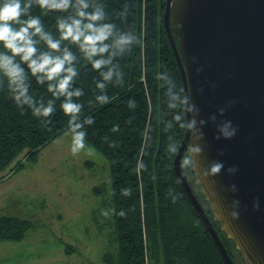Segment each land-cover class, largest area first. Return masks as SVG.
Segmentation results:
<instances>
[{"label":"trees","instance_id":"16d2710c","mask_svg":"<svg viewBox=\"0 0 264 264\" xmlns=\"http://www.w3.org/2000/svg\"><path fill=\"white\" fill-rule=\"evenodd\" d=\"M164 4L165 0H105L108 18L118 28L136 31L144 41L143 48L116 59L124 76L120 84L113 81L107 86L105 94L110 97L107 104L100 106L95 102L99 94L95 89L98 73L82 60L78 64L80 76L74 87L84 91L79 99L83 104L81 119L93 121L86 126V143L109 164L112 232L108 239L113 252L104 253V264H224L173 170L174 156L186 127L180 128L172 121L175 110L167 108L164 91L156 79L158 72L170 70L183 88L163 27ZM125 7L128 15L120 19L118 13ZM32 12L41 15L42 10L34 7ZM56 15L60 13H48L41 18L45 28L58 37ZM72 51L79 61L75 46ZM31 83L34 95L50 98L34 78ZM129 101L134 102V107H129ZM55 103L57 111L48 123L41 122L28 110L21 113L0 78V170L22 153L27 159H34L41 148L67 131L68 117L60 109L61 100ZM168 122H172V127L162 132ZM113 127L119 130L114 132ZM169 143L174 145L173 150L168 149ZM188 152L186 148L182 158ZM138 161L145 165L139 172ZM124 189H128V196L123 195ZM103 191V185L93 188L95 196ZM172 196L176 197L175 203ZM120 212L124 215H119ZM205 213L230 255L226 234L213 220L210 210ZM30 227L29 220L0 217V242H19Z\"/></svg>","mask_w":264,"mask_h":264},{"label":"water","instance_id":"95a60500","mask_svg":"<svg viewBox=\"0 0 264 264\" xmlns=\"http://www.w3.org/2000/svg\"><path fill=\"white\" fill-rule=\"evenodd\" d=\"M163 18L194 108L185 112L192 127L174 156L176 180L223 263L234 264L182 169L185 149L189 157L199 146L191 170L213 220L246 264H264V0H165ZM227 121L237 130L230 139L219 130ZM215 163L223 167L211 174Z\"/></svg>","mask_w":264,"mask_h":264},{"label":"clouds","instance_id":"9594fccd","mask_svg":"<svg viewBox=\"0 0 264 264\" xmlns=\"http://www.w3.org/2000/svg\"><path fill=\"white\" fill-rule=\"evenodd\" d=\"M34 7L42 10L41 15H33ZM128 11L127 7L123 8L118 13L119 18L125 19ZM48 13H60L54 17L58 37L46 29L42 22L41 17ZM72 46L80 54L79 61ZM143 47L144 41L140 34L118 28L108 18L105 0H0V78L6 83L16 108L21 113L30 111L41 122L48 123L51 120L57 111L55 101L61 100L60 109L68 117L67 131L71 136L70 151L73 156L82 152L91 154L86 143V126L93 124L91 119H84L83 122L81 119L83 104L79 99L84 91L74 87L80 76L78 64L82 60L98 73L95 89L99 94L95 96V102L103 106L110 100L105 94L107 86L113 81L120 84L123 80L124 73L115 62L116 59ZM32 78L45 88L50 98L45 100L33 94ZM156 79L164 91L167 108L175 110L172 121L180 128L191 129L192 125L184 120V113L194 110L190 93L177 84L170 70L158 72ZM129 107H134L133 101H129ZM171 127L172 122L166 123L162 132ZM112 130L116 132L119 129L113 127ZM219 130L228 139L235 136L237 131L231 121L223 123ZM168 149L173 150L174 145L169 143ZM200 152L199 146L191 148L184 164L195 167L197 161L193 154L198 155ZM222 167L221 163H215L210 173L217 174ZM144 168L143 162L138 161L137 172ZM208 174L204 173L205 176ZM129 194L128 189L123 190V195ZM172 201L175 203V196H172ZM102 214L108 216L109 212L104 211ZM119 215L123 216L124 213L120 212ZM237 215L235 211L231 213L233 218Z\"/></svg>","mask_w":264,"mask_h":264},{"label":"rangeland","instance_id":"374dc122","mask_svg":"<svg viewBox=\"0 0 264 264\" xmlns=\"http://www.w3.org/2000/svg\"><path fill=\"white\" fill-rule=\"evenodd\" d=\"M70 146L71 136L66 131L41 148L34 159L22 153L0 170V215H16L32 224L21 243L7 244L14 254L7 261L104 264V253L113 252L108 239L112 232L109 164L90 146V155L82 152L77 156L72 155ZM186 158H182V169L187 181L204 210H209L193 170L184 164ZM101 185L104 191L95 196L93 188ZM104 211L109 215L104 216ZM228 244L234 264H246L235 244L229 239ZM67 245L72 246L71 253L65 251Z\"/></svg>","mask_w":264,"mask_h":264},{"label":"crops","instance_id":"0c3cea01","mask_svg":"<svg viewBox=\"0 0 264 264\" xmlns=\"http://www.w3.org/2000/svg\"><path fill=\"white\" fill-rule=\"evenodd\" d=\"M4 216H8V217H12V218H15L16 217V215L14 216V215H9V214H4V215H0V217H4ZM26 235V234H25ZM25 237V236H24ZM24 240V238L21 240V241H19V242H16V243H14V242H7V241H5V242H0L1 244H0V253L2 254V255H0V264H13V260L12 259H9L8 261H7V258L8 257H13L14 256V254L13 253H10L8 250H7V244H9V243H14V244H17V243H21L22 241ZM69 245H67V246H65V251L67 252V253H71L72 252V250H73V248H72V246L70 247V248H67ZM67 248V249H66ZM18 264H20V263H22V261H20V260H18V262H17ZM17 263H14V264H17Z\"/></svg>","mask_w":264,"mask_h":264}]
</instances>
